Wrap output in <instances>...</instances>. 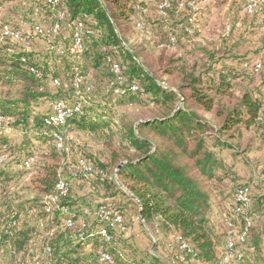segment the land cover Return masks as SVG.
Returning <instances> with one entry per match:
<instances>
[{"label": "trees", "instance_id": "16d2710c", "mask_svg": "<svg viewBox=\"0 0 264 264\" xmlns=\"http://www.w3.org/2000/svg\"><path fill=\"white\" fill-rule=\"evenodd\" d=\"M164 1L0 0V29L7 24L29 41L25 46L7 37L0 43V184L11 190L10 180L29 174L34 193L15 202L9 190L0 203V264H168L163 252L136 256L123 237L135 217L154 234L162 232L178 264H220L228 222L235 219V192L245 184L235 165L264 142L258 16L264 0L253 14L245 11V0H190L195 8L185 3L181 9L183 0L160 8ZM214 8L226 14L224 24L202 32L207 21L197 23ZM2 12L19 23L3 20ZM37 15L48 18L46 29L35 24ZM79 22L82 48L71 52ZM237 25L242 30L235 36ZM257 29L259 42L253 40ZM31 32L45 38L43 54L32 47ZM148 51L158 52L152 62ZM59 100L70 113L63 124L47 123ZM12 130L22 132L20 143L9 139ZM74 134L106 147L94 156L81 154L89 172L79 160L63 162ZM60 180L66 193L58 195L59 208L46 212L45 197L57 193ZM250 198L253 223L232 264H264V194ZM100 206L122 215L109 229L111 241L97 232L105 224L97 217ZM80 232L93 235L80 238ZM40 234L36 260L32 246Z\"/></svg>", "mask_w": 264, "mask_h": 264}, {"label": "rangeland", "instance_id": "374dc122", "mask_svg": "<svg viewBox=\"0 0 264 264\" xmlns=\"http://www.w3.org/2000/svg\"><path fill=\"white\" fill-rule=\"evenodd\" d=\"M3 20L9 21V22H13L15 24L19 23L18 19H14L12 17H10L9 15H7L5 12L1 13ZM244 14H239V18L242 19ZM226 14L224 13V11L222 12H218V10L216 8L212 9L211 14L205 16L203 19H201L198 23L197 26H201L205 21H207V26L206 27H202V32H205L208 28H219L220 25H223L224 20H225ZM35 24L41 28V29H46L49 25L48 23V18L45 17L44 15H37V17L34 19ZM28 30H31L28 29ZM242 30V26L241 25H237L235 28V36H238L239 33ZM137 32V31H135ZM30 40L32 42V47L35 48L37 51H39V53L43 54L46 49H48V45L46 43V40L44 37L38 35V34H34L33 32L30 33ZM139 37H142L141 35H139ZM261 35L258 33V29L256 30L254 36H253V40L255 42H259V40L261 39ZM194 41V40H193ZM252 41H250L249 44H251ZM247 45V47L249 46L247 43L245 44V46ZM251 48L254 47V45H250ZM174 52H180L177 51L176 49H172ZM148 58L147 61L148 62H152V58H156L158 56V52H151L148 51L147 52ZM194 60H196L195 57H192ZM141 62V60H140ZM221 63H219L218 68L221 67ZM256 85H260L258 82H256ZM123 111V110H122ZM125 112H128V109L124 110ZM129 111H131V109H129ZM9 137L10 140L14 139L15 143H20L22 141V132L20 131H9L6 133ZM70 142L73 145V150L69 152L68 156L62 157L63 158V162H75L77 160H79V158L81 157V154L85 153L88 155H92L94 156V154L99 153L100 151L102 152L106 150L105 145H103L102 143H98L96 140L92 139L90 136L87 135H80V134H74L71 138H70ZM44 147H47V145H44ZM33 151H35V153H38L36 151V147L33 149ZM230 151L228 150H223L222 151V155L225 156L229 162L232 161L231 156H230ZM65 158V159H64ZM235 168L240 172L241 177H242V181L244 182H248L249 184H254L256 190L255 193L253 192V194H259L262 193L264 190V142H260L257 141L255 147L253 148V150L249 153L248 155V159L245 161H239L238 163H236ZM12 186L11 190L7 188H5V185H1L0 184V203L3 202L4 198H8L7 194L8 191H13L14 193L11 194V198L13 200H15V202L18 200H23V199H30L33 197L34 193L31 190L30 187V180H29V174H26L24 176H20L19 178H17L16 180H10L8 183V186ZM5 190L6 193H5ZM255 197V195H253ZM10 198V197H9ZM218 208H215L213 211V215H214V220H218ZM134 215V213H132ZM132 225L130 228V233H131V237L133 240V236L135 235H140V238H142V242L141 244L139 243L138 248L140 247L142 250L140 249H136L140 250V251H136L139 252L136 254V256H141L144 253H152L154 252L155 254H167L166 256H168L167 259H164L168 264H178L176 262V260L174 259V257L169 256V253L166 251V246L169 245L168 242H166L163 238V234L162 232H158L156 234H154L151 230H149V228H146L145 225L142 224L141 221H139L136 217L134 219V223L130 224ZM39 228L44 227L43 225H39ZM134 233V234H133ZM42 234H40L37 238V244L36 247L32 246V248H36L38 249V251H35V253H39L37 256L38 258L36 260H40V248H38V244H40L41 240H42ZM171 238V237H170ZM170 240V239H169ZM172 240V239H171ZM133 242V241H132ZM135 246V243H133ZM163 252V253H162ZM152 253V254H154ZM124 254V252H123ZM126 254V253H125ZM149 260V259H147ZM150 261V260H149ZM3 264V263H2ZM38 264H41L40 262H38Z\"/></svg>", "mask_w": 264, "mask_h": 264}, {"label": "built area", "instance_id": "2783aa9c", "mask_svg": "<svg viewBox=\"0 0 264 264\" xmlns=\"http://www.w3.org/2000/svg\"><path fill=\"white\" fill-rule=\"evenodd\" d=\"M48 3L51 5H58L61 3L63 0H46ZM185 3L188 6H191L192 8H195L193 6V2L190 0H183L180 4L179 7L180 9L185 6ZM259 0H245L244 3V9L247 13L253 14L255 10L259 6ZM168 6L167 0L159 4L160 8H164ZM63 12L60 13V18L63 17ZM259 20H260V29L262 32H264V8H261L259 13ZM58 24H56L53 28L50 29L52 33H56L58 30ZM39 31H41L39 29ZM83 33V26L79 22L78 23V29L75 33L74 36V41L72 43L71 52H76L81 50L82 48V43H81V35ZM7 37H12L15 40L20 41L23 43L25 46L29 45V41L26 40L20 30L14 29L7 24H4L1 26L0 29V43L3 42V40ZM259 67V64L257 65ZM112 70L117 73L119 72V65L117 63H113L111 66ZM131 90H137V85L133 84L130 87ZM125 90L117 89L115 92L117 93H124ZM79 107V104H76V108ZM70 113V110L65 106L64 102L62 100H59L55 104L54 108V114L50 117L49 120H47V123H60L63 124L65 122L66 117ZM2 117L0 116V124H1ZM57 145L59 148L64 147V140L61 136L57 137ZM66 152H68V147H65ZM3 160V157H0V161ZM79 164L80 167L86 171L89 172L92 170L91 166L83 159L79 158ZM66 185L63 180H60L57 183L56 186V191L57 193L48 195L45 197L44 200V210L46 212H50L53 207L59 208L58 205V195L60 194H65L66 193ZM251 187L248 184H242L240 185L235 192V205L233 208L234 216L235 219L234 221H229L228 222V232H227V239H226V252L223 255V257L220 260V264H232V261L234 260L236 256L235 250L237 247V244H240L244 241L245 237L247 236L248 229L252 225V216L249 215V206H250V201H251ZM64 210H66L64 208ZM97 217L100 221L105 223L104 225L100 226L98 228V233L104 237L107 241H111L113 238V235L109 232L110 228H114L118 223L122 221V215L119 213H115L112 209L106 207V206H100L98 209ZM73 224V221L71 219H66V225L71 226ZM93 235L92 232H89L88 234L84 235L83 232L79 233V237L83 238L84 236L91 237ZM182 249H189L186 244H181ZM154 253V252H152ZM44 254L46 257H49L50 252H49V247H47L44 250ZM155 254V253H154ZM101 257L108 261L112 262L111 256L106 254V253H101ZM50 264V263H48Z\"/></svg>", "mask_w": 264, "mask_h": 264}, {"label": "crops", "instance_id": "0c3cea01", "mask_svg": "<svg viewBox=\"0 0 264 264\" xmlns=\"http://www.w3.org/2000/svg\"><path fill=\"white\" fill-rule=\"evenodd\" d=\"M239 172V171H238ZM239 174H240V172H239ZM241 175V174H240ZM244 182V181H243ZM245 183H248V182H245ZM248 185L251 187V191H252V193H251V195H252V198L254 197L253 195H255V196H257V195H259V194H264V190H263V192L262 193H259V194H253V192L255 193V190H256V188H255V186H254V184H249L248 183ZM133 223H134V221H133ZM132 226V225H131ZM131 226H129V227H126V229L124 230V232H123V237H125V238H127L128 239V241L130 242V243H135V247H137V249H140V250H142L140 247L138 248V245H139V243L141 244V242H142V238H140V235H135V236H133V240H132V237H131V233H130V228H131ZM134 234V233H133ZM133 241V242H132ZM140 250H138V251H140ZM143 254H144V252H142ZM31 264H35L33 261H31L30 262Z\"/></svg>", "mask_w": 264, "mask_h": 264}, {"label": "water", "instance_id": "95a60500", "mask_svg": "<svg viewBox=\"0 0 264 264\" xmlns=\"http://www.w3.org/2000/svg\"><path fill=\"white\" fill-rule=\"evenodd\" d=\"M121 166V164L118 165V168Z\"/></svg>", "mask_w": 264, "mask_h": 264}]
</instances>
